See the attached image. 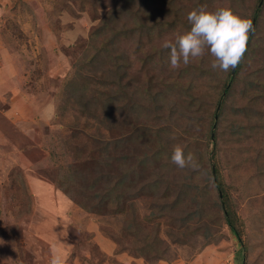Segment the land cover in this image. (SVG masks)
Instances as JSON below:
<instances>
[{
    "label": "rangeland",
    "instance_id": "1",
    "mask_svg": "<svg viewBox=\"0 0 264 264\" xmlns=\"http://www.w3.org/2000/svg\"><path fill=\"white\" fill-rule=\"evenodd\" d=\"M117 1L119 0H0V264H31L30 260L38 261L34 253L48 248L44 242L37 244L39 239L36 236L44 229L43 225H38L39 221H44L45 224L48 220L45 209L42 208L49 206V202L45 201L39 191L36 192L43 184L40 186L36 181L37 186L32 184V178L35 177L45 185L49 183L51 191L62 193L71 201L70 205H73L67 207L66 216L62 218L60 225V239L67 242L69 264H264V174L251 173L257 162L263 165L264 147L263 142H256V134L246 135V128L242 139L228 140L223 133L218 142L222 149L220 156L224 160L223 175L232 186L227 189L230 193V209L237 217V225L241 230L240 241L234 237L223 218H217L213 227L217 233L206 244L198 229H193V235L181 234L182 230L175 228L177 225L171 217L146 220L145 215L155 213L149 204H156L157 200L155 197H140L134 201L135 220L147 230L158 224L159 236L170 245L166 252L168 260L160 259L149 263L131 250V246L139 238L123 231L124 214L111 217L86 212L55 184L57 164L53 165V159L65 165L72 159L70 147L76 144L74 140L89 142L97 130L106 133L104 129L98 128L99 125L96 126V122H87L72 104L67 105L68 108L61 115L57 105L62 101L64 84L74 73L73 63L88 46L92 30L108 7ZM262 1L148 2V24L152 25L155 19L158 22L151 27V32L153 36L163 37L157 42L159 47L167 40L175 41L177 35L190 29H187L190 25L187 14L193 9L203 7L214 11L231 8L238 15L249 19L255 12L259 13V25L254 31L256 46L251 47L250 53L244 57L233 92L235 105L256 99L254 106L261 112L258 121H264ZM156 7H161L166 12L156 15ZM171 22H174L173 29L169 25ZM152 45L153 40L146 43L144 52L140 54L131 44L129 52L134 60L128 67L130 77L122 78V83H131L133 78L141 82L153 76V71L148 70L152 60ZM147 55L146 62L141 64L139 57ZM200 58H193L188 65L181 64L176 69L163 65L162 68L165 67L164 70L168 73L165 80L173 82V78L178 77L177 73L182 74L180 76L183 79L185 75L186 78H191V72L196 71L193 69L195 61ZM206 61L211 66L212 59L209 55ZM199 71L202 70H197L196 76H199ZM250 74L254 75L257 84L249 86L244 93L243 85L248 82ZM197 78L200 81L195 94L201 96L196 99L202 102L189 99L192 101L189 103L179 91V86L169 92L166 101H170L169 105H178L175 110L189 121L188 124H182L186 131L177 128L167 134L169 137L179 133L174 134L173 139L185 136L190 141H197V145H194L204 149V139H197L196 134L203 136L209 126L210 116L215 108L216 89L204 77ZM183 81L178 78L177 83L182 84ZM69 123L76 124L71 126ZM157 123V120H153L148 125L154 127ZM251 124L256 123L251 121ZM164 125L165 123L161 127ZM112 133L114 139L120 138L117 130ZM84 142H77V146ZM154 143L155 141L150 143L151 148ZM126 150V143H121L119 151ZM51 153L55 157H51ZM206 157L210 155L207 154ZM76 163L80 164L81 161L76 160ZM71 207H74L78 215H70ZM32 227L35 228L34 231ZM37 227L40 229L37 230Z\"/></svg>",
    "mask_w": 264,
    "mask_h": 264
},
{
    "label": "trees",
    "instance_id": "2",
    "mask_svg": "<svg viewBox=\"0 0 264 264\" xmlns=\"http://www.w3.org/2000/svg\"><path fill=\"white\" fill-rule=\"evenodd\" d=\"M263 1L261 6H264ZM148 2L119 0L108 7L92 30L88 46L73 63L74 73L63 86L62 101L57 108L61 115L68 108L67 105L72 104L87 122H96V126L99 125L98 128L106 133L97 130L89 142L74 140L76 144L70 147L73 152L71 161L61 165L57 159H53L52 163L54 166L57 164L55 184L83 210L111 217L124 214L123 231L139 238L131 250L147 262L154 263L160 259L168 260L166 252L170 245L159 236L158 224L147 230L135 220L134 201L140 197H155L157 200L156 204H149L155 213L145 215L146 220L171 217L177 225L175 228L182 230L181 234L193 235V229H198L206 244L217 233L213 229L217 218H223L234 237L241 240L238 219L230 209L227 188L231 185L223 175L224 160L220 156L222 149L218 142L223 133L228 140L242 139L246 128V135L256 134V142H263L264 147V121H258L261 112L254 106L256 99L235 105L233 98L243 59L250 53L251 47L256 46L254 31L259 25V13L255 12L251 18L253 30L237 67L227 73L213 69L206 58L209 55L213 61L214 57L206 51L193 66L196 71L201 69L199 72L202 74L196 76L194 71L191 78L185 75L183 79L182 74L177 73L178 77L173 78V82H167L165 76L168 73L162 67L170 65L169 49L159 47L157 42L163 37L153 36L151 32V27L158 22L155 19L152 25L148 24ZM165 12L161 7L154 8L156 15ZM173 23H169L171 28ZM151 40L152 60L148 70L153 71V76L141 82L133 78L131 83H122V78L130 77L128 67L134 60L129 52L131 44L134 50L142 54L145 44ZM148 56L139 57L141 64L146 62ZM197 77H204L216 89L215 108L209 126L203 136L196 134L197 139H204V149L194 145H197V141H190L185 136L173 139L174 134L179 133L169 137L167 134L177 128L186 131L182 124L189 121L175 110L178 105H169L170 101H166L169 92L179 86V91L192 103L189 99L194 101L201 96L195 94L200 81ZM178 78L184 80L182 84L177 83ZM244 80L247 81V78ZM256 84L254 75H251L243 85V92L246 93L249 86ZM153 120L158 123L150 127L148 123ZM251 121L256 124L250 125ZM75 124L69 123L71 126ZM116 130L120 136L118 139L113 138L112 132ZM153 141L155 143L151 148ZM77 142L84 144L77 146ZM121 143L127 145L125 152L119 151ZM176 145L182 146L185 154L194 156L198 165L196 168L180 169L171 162ZM207 154L210 157H206ZM51 157H55V154L51 153ZM76 160L81 163H76ZM208 162L210 165L207 166ZM254 168L252 174H264V163L257 162Z\"/></svg>",
    "mask_w": 264,
    "mask_h": 264
},
{
    "label": "clouds",
    "instance_id": "3",
    "mask_svg": "<svg viewBox=\"0 0 264 264\" xmlns=\"http://www.w3.org/2000/svg\"><path fill=\"white\" fill-rule=\"evenodd\" d=\"M190 29L167 40L163 47L169 49V64L172 69L181 64L188 65L193 58L203 57L206 51L214 57L213 69L227 73L240 63L253 30V22L242 17L231 8L209 11L203 7L193 9L187 14ZM171 162L178 168H196L198 165L191 153L176 145L171 154ZM50 264H64L58 252H53Z\"/></svg>",
    "mask_w": 264,
    "mask_h": 264
},
{
    "label": "crops",
    "instance_id": "4",
    "mask_svg": "<svg viewBox=\"0 0 264 264\" xmlns=\"http://www.w3.org/2000/svg\"><path fill=\"white\" fill-rule=\"evenodd\" d=\"M35 181L37 183L39 182L40 186L43 184L42 188L39 187L40 189H36L37 190L36 192L39 191V194L44 196L45 201L49 202L48 203L49 206L45 205V208H42L43 210L45 209V214L47 215L48 220L46 221L45 224L44 221L42 222L39 221L38 225H43L44 229L42 230L40 235L36 236L39 239V243L37 244L39 245L40 243L42 244V242H44L48 248H46L45 250H41L39 253H34L35 258H37L38 261L30 260V262L31 264H50L53 252L55 251L62 255L64 259V264H69L67 263L68 256L66 255V251L68 249L66 245L67 242L60 239V235H61L60 225L62 223L61 221L62 218L64 219L66 216L68 209L67 207L73 205L72 203L70 205L69 202L71 201L68 199V197H66L62 193L54 190L51 191L49 189V187H51L49 183H46L45 185V183H41L40 179L35 177L32 178L31 181V183L34 184L35 186L38 185ZM57 199H59V201H57ZM73 208L71 209L72 212L70 214L72 217L78 215L77 211H75V209ZM73 212L76 214H74ZM72 221L75 220L72 219ZM31 229H33V231L35 230L34 227H32ZM38 229H40V227H37V230ZM40 260L42 262H40Z\"/></svg>",
    "mask_w": 264,
    "mask_h": 264
}]
</instances>
